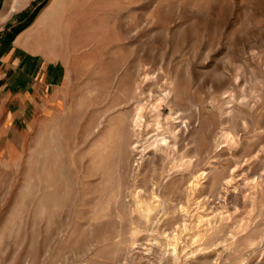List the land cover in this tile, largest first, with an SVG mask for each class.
Masks as SVG:
<instances>
[{"label": "rangeland", "instance_id": "rangeland-1", "mask_svg": "<svg viewBox=\"0 0 264 264\" xmlns=\"http://www.w3.org/2000/svg\"><path fill=\"white\" fill-rule=\"evenodd\" d=\"M53 3L73 86L0 172V264H264V0Z\"/></svg>", "mask_w": 264, "mask_h": 264}, {"label": "crops", "instance_id": "crops-1", "mask_svg": "<svg viewBox=\"0 0 264 264\" xmlns=\"http://www.w3.org/2000/svg\"><path fill=\"white\" fill-rule=\"evenodd\" d=\"M39 2L0 3V172L24 158L29 138L45 121L56 120L59 134V113L71 95L72 50L55 30L53 0L30 23L25 17ZM16 27L24 29L12 35Z\"/></svg>", "mask_w": 264, "mask_h": 264}]
</instances>
